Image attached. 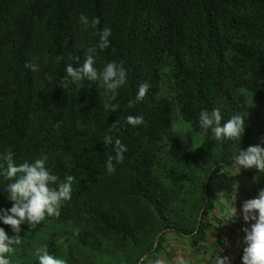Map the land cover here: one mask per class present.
Listing matches in <instances>:
<instances>
[{
	"label": "trees",
	"instance_id": "trees-1",
	"mask_svg": "<svg viewBox=\"0 0 264 264\" xmlns=\"http://www.w3.org/2000/svg\"><path fill=\"white\" fill-rule=\"evenodd\" d=\"M80 13L100 24L85 28ZM105 27L110 45L100 51ZM88 47H97L98 70L125 68L115 100L86 78L63 86L66 66L81 67ZM143 83L144 100L129 107ZM215 108L222 123L243 117L240 141L201 130L199 113ZM129 115L144 123L129 125ZM108 135L126 146L123 163ZM254 145L264 147V0H0V210L13 204L8 151L17 165L47 156L61 181L75 177L58 218L21 225L10 264H39L38 250L66 264H149L168 237L196 247L210 229L215 177Z\"/></svg>",
	"mask_w": 264,
	"mask_h": 264
},
{
	"label": "clouds",
	"instance_id": "clouds-1",
	"mask_svg": "<svg viewBox=\"0 0 264 264\" xmlns=\"http://www.w3.org/2000/svg\"><path fill=\"white\" fill-rule=\"evenodd\" d=\"M79 21L85 28H96L100 24L99 18L91 21L83 14H79ZM111 30L105 27L100 33L98 48L100 51L107 49L110 45L109 37ZM97 47H88L83 58L82 66L73 68L72 65L66 66V75L63 77V86L69 80L72 83L87 79L91 82H98L107 92L111 93V99H116L117 90L126 83L127 72L122 63H107L102 70H98L96 65ZM79 60V57L76 58ZM25 67L32 72L39 71L34 62H28ZM150 85L143 83L139 86L135 100L129 101V107H133L136 102L143 101ZM119 105L105 103L106 111H116ZM127 123L133 127L144 123L142 116L129 115ZM220 109L215 108L211 111L202 110L199 113V125L206 134L211 130L216 141L237 140L240 141L245 132V122L241 115L231 116L223 122ZM103 143L114 145L115 160L123 163L124 153L127 151L120 139L113 142L111 135L105 136ZM7 167L3 172L6 179L12 181L6 188L8 198L13 202L12 207L7 210H0V221L11 227L15 235L9 237L3 228H0V264H10L6 254L14 251L13 246L21 243V225L27 224L29 228H34L45 220L46 217H59L62 202L71 199L72 184L74 176L68 175L61 181L46 167L47 156L35 159L32 162L24 161L17 165L14 161V153L8 151L3 157ZM235 175L241 170L256 169L258 173H264V147L260 145L249 146L246 150H240L239 154L232 159L231 164ZM106 169L109 174L115 172L113 157L109 156ZM257 177H253V181ZM243 220L245 222L254 221L250 228H243L244 244L242 264H264V189H260L256 198L247 199L242 205ZM236 215V209L229 210L228 219ZM225 246L227 243L225 242ZM39 264H66L63 259H58L50 255L46 250H38ZM149 264H166V261L157 258ZM176 264H189L184 258H178ZM212 264H231L228 256L216 255Z\"/></svg>",
	"mask_w": 264,
	"mask_h": 264
},
{
	"label": "crops",
	"instance_id": "crops-1",
	"mask_svg": "<svg viewBox=\"0 0 264 264\" xmlns=\"http://www.w3.org/2000/svg\"><path fill=\"white\" fill-rule=\"evenodd\" d=\"M253 177H257L255 182ZM212 191L215 206L211 213L212 221L207 234L199 238L196 247L189 239L168 237L165 251L151 261L161 258L166 264H176L178 258H184L189 264H212L216 255L228 256L231 264H242L244 244L243 228L254 221L243 220L242 205L247 199L256 198L259 190L264 189V173L247 174L241 170L235 175L232 168L215 177ZM235 208L236 215L228 219L229 210ZM225 242L227 246H225Z\"/></svg>",
	"mask_w": 264,
	"mask_h": 264
},
{
	"label": "rangeland",
	"instance_id": "rangeland-1",
	"mask_svg": "<svg viewBox=\"0 0 264 264\" xmlns=\"http://www.w3.org/2000/svg\"><path fill=\"white\" fill-rule=\"evenodd\" d=\"M182 133H183V137L186 141H190L194 138L193 135L191 134V132L189 131V129H187V128H184L182 130ZM194 141L196 142V140H194ZM200 143H201V141H199V144ZM195 145L197 146L198 144L196 143Z\"/></svg>",
	"mask_w": 264,
	"mask_h": 264
},
{
	"label": "water",
	"instance_id": "water-1",
	"mask_svg": "<svg viewBox=\"0 0 264 264\" xmlns=\"http://www.w3.org/2000/svg\"><path fill=\"white\" fill-rule=\"evenodd\" d=\"M146 258V256L139 262V264H141L142 263V261L144 260Z\"/></svg>",
	"mask_w": 264,
	"mask_h": 264
}]
</instances>
